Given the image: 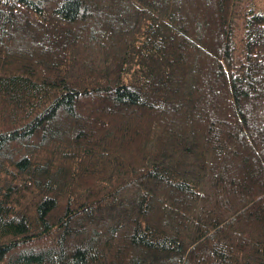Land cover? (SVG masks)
<instances>
[{"label": "trees", "instance_id": "1", "mask_svg": "<svg viewBox=\"0 0 264 264\" xmlns=\"http://www.w3.org/2000/svg\"><path fill=\"white\" fill-rule=\"evenodd\" d=\"M251 5L0 0V264H264Z\"/></svg>", "mask_w": 264, "mask_h": 264}, {"label": "rangeland", "instance_id": "2", "mask_svg": "<svg viewBox=\"0 0 264 264\" xmlns=\"http://www.w3.org/2000/svg\"><path fill=\"white\" fill-rule=\"evenodd\" d=\"M248 4L251 2V5L255 11L264 12V0H247ZM241 6V5H240ZM245 6V4H244ZM244 11V9H243Z\"/></svg>", "mask_w": 264, "mask_h": 264}]
</instances>
